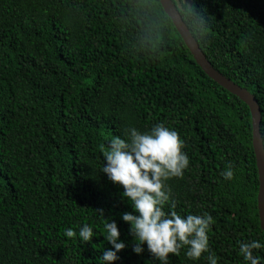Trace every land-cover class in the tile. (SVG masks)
<instances>
[{"label":"trees","instance_id":"16d2710c","mask_svg":"<svg viewBox=\"0 0 264 264\" xmlns=\"http://www.w3.org/2000/svg\"><path fill=\"white\" fill-rule=\"evenodd\" d=\"M130 3L0 0V264H100L112 247L106 220L126 245L110 264H159L146 244L133 251L121 214L134 210L99 171L112 136L158 122L177 130L190 158L183 177L168 181L174 210L213 216L218 264H245L238 239L264 240L249 106L206 74L174 24L150 58L140 24L123 19ZM186 5L177 7L191 29ZM187 6L208 19L198 44L211 65L255 96L264 145V0ZM229 164L231 181L221 175ZM83 224L93 228L91 241L64 235ZM184 251L169 253L168 264H207Z\"/></svg>","mask_w":264,"mask_h":264},{"label":"clouds","instance_id":"9594fccd","mask_svg":"<svg viewBox=\"0 0 264 264\" xmlns=\"http://www.w3.org/2000/svg\"><path fill=\"white\" fill-rule=\"evenodd\" d=\"M168 2L131 0L128 5L129 16L123 18L140 24L141 33L147 37L150 58L158 57L161 37L168 38L171 25L175 24L176 15H179V9L173 15L176 4L170 9ZM184 16L194 18L196 24L190 29L184 25V17H181L184 25L181 33L186 31L188 35L185 40L191 36L192 41L198 44L200 39L207 36L208 19L202 13H194L187 5ZM184 148V139L177 130L164 122L155 123L145 130L127 125L107 141V149L101 148L103 160L99 171L106 174L113 183L122 186L121 195L134 210L122 213L121 218L130 225L129 231L136 242L133 248L136 254L142 253L143 245L146 244L148 252L159 264H168L169 253L179 256L183 248L189 260L197 261L203 256L207 264H218V257L209 244L213 216L207 212L202 215H181L174 210L176 201L168 181L182 178L189 168L190 158ZM221 175L231 181L234 176L233 166L229 164ZM102 233L112 247L103 251L99 262L110 264L118 259L117 253L126 245L119 239L120 230L114 220H106ZM64 235L79 238L81 243L91 241L94 236L89 224L81 225L78 230L66 228ZM236 245L237 254L245 264H264V257L254 254L264 249V240L238 239Z\"/></svg>","mask_w":264,"mask_h":264},{"label":"water","instance_id":"95a60500","mask_svg":"<svg viewBox=\"0 0 264 264\" xmlns=\"http://www.w3.org/2000/svg\"><path fill=\"white\" fill-rule=\"evenodd\" d=\"M173 5H175L173 0H169L168 7L172 9ZM177 10L178 8L175 5V9H173V15H176ZM181 17L182 16L179 12V15H176V22L174 25L179 31L186 46L189 48L192 55L194 56L196 62L201 66V68L206 72L208 76H210L214 81H216L222 87L227 89L229 92L238 96L241 100L246 102L250 108L252 114V123H253V146L256 154L257 166L259 170V181H260L259 194H258L259 216H260L261 227L264 230V145L260 131V125L262 121L260 106L253 94H251L247 89L240 87L230 79L226 78L223 74L218 72L211 65L209 60L206 58V55L200 48L199 44L193 42L191 36H188V40H185V36L188 34L186 31H184L183 34L181 33V29H183L184 25H186L184 21H183L184 23L183 25L181 21Z\"/></svg>","mask_w":264,"mask_h":264},{"label":"rangeland","instance_id":"374dc122","mask_svg":"<svg viewBox=\"0 0 264 264\" xmlns=\"http://www.w3.org/2000/svg\"><path fill=\"white\" fill-rule=\"evenodd\" d=\"M178 7H182L183 4L190 5L192 0H175Z\"/></svg>","mask_w":264,"mask_h":264}]
</instances>
